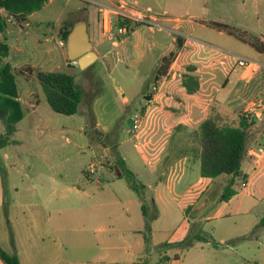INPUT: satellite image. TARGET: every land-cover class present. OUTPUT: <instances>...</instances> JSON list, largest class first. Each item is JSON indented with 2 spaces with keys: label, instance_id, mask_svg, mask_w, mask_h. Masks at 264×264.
Wrapping results in <instances>:
<instances>
[{
  "label": "rangeland",
  "instance_id": "1",
  "mask_svg": "<svg viewBox=\"0 0 264 264\" xmlns=\"http://www.w3.org/2000/svg\"><path fill=\"white\" fill-rule=\"evenodd\" d=\"M97 1L46 0L32 12V16L23 18L27 22L25 26L17 24L11 14L0 9V39L8 47L10 42L19 49L16 53L17 67L13 68L11 62L4 59L11 65L14 75L15 99L20 103L17 98L23 83L17 80L16 74L20 73L21 67L30 66L45 71L67 70L83 88L88 106L93 101L95 105L93 120H90L88 109H84L82 102L72 115L56 113L49 107L37 78H29V84L34 85V91L42 102L39 109L41 120L35 128V124L21 114L13 135L18 143L0 147V247L16 252L21 264H32V261L34 264L112 263L111 257L100 258L104 249L101 243L97 245L96 242L103 235L87 231L89 223L92 224L91 229L103 224L104 227L110 224L121 227L129 213L133 226L144 224L138 195L126 183L124 176H116L112 170L115 144L114 151L127 157L138 183L145 184L151 191L156 183H161L166 193L164 196H174L189 214L188 220L173 226L171 218L160 217L157 223L160 231L156 232L157 236L148 247L149 264H264V224L261 223L264 218V156L247 180L244 175L235 179V196L220 202L229 177L222 174L203 179L199 163L192 154H180V149L189 141L183 139L186 132H177L173 128L182 104L170 98L168 84L154 103L158 105L159 101L168 100L176 108L171 107L167 113L157 111L156 104L147 108L149 100L146 94L152 90L154 76V60L150 54L127 65L118 59L114 68L112 65L111 68L101 66L97 60L84 70L63 64L66 45L62 39L63 48L59 45L55 37L57 29L68 28L81 19L87 22L90 39L95 43L99 40L109 44L115 40L106 37L107 27L100 23L99 4L106 1ZM125 1L136 2L140 7L135 5L142 10L175 12L182 19L180 30L183 32L187 29L185 20H191L192 30L184 34L187 43L181 50L171 78H176L180 71L186 70V66H194L196 71L193 74L204 82V96L198 95L202 100L220 88L227 76L236 78L246 68L248 70L236 85V91L247 96L257 89L264 94V55L256 57L255 49L234 35L239 33L249 40L257 37L264 40V0ZM194 14L226 24L232 34L209 26L210 22L203 24V20H199L201 18H193ZM130 24L137 26L139 22ZM174 50L178 53L180 49L176 46ZM120 55L124 54L119 51L113 57L117 59ZM239 57L249 62L246 68L236 66ZM117 84L129 100L130 107L114 89L113 85ZM199 97L182 99L187 105V113L180 114L190 130L197 129L202 121L199 106H194L202 104ZM117 113V125L113 122L114 128L105 134L102 141H97L94 130L102 131L93 127L94 121L100 126L106 125ZM134 118L138 120L135 126ZM0 132H3L1 121ZM262 138L260 150L264 151V135ZM154 166L156 168L153 169ZM90 167L93 168L92 174L86 177L83 169L88 171ZM241 168L246 171V158ZM52 173L60 179L59 183L70 188L78 187L80 192L85 190L88 195L82 197L80 193H68L74 200L73 207L68 211L54 212L50 208L55 204H48L50 208L40 218L38 214L43 211L42 204L31 184L41 185L38 175H42L45 178L42 189L49 188ZM243 177L246 181L244 187L240 185ZM93 179H97L98 184ZM55 196H59V192ZM97 199L101 200L95 203ZM113 200L121 202L114 204L111 203ZM126 207H130L129 212ZM59 226L66 227V231L57 235L49 232V229ZM194 234H201L206 239L196 240L186 249L171 246L158 250L160 253L157 251L160 241L175 243ZM119 245L113 254L118 264H124L129 255L124 251V242ZM164 254L168 256L167 262L159 263ZM175 255L179 256L178 261L173 260ZM0 264L5 263L0 259Z\"/></svg>",
  "mask_w": 264,
  "mask_h": 264
},
{
  "label": "crops",
  "instance_id": "2",
  "mask_svg": "<svg viewBox=\"0 0 264 264\" xmlns=\"http://www.w3.org/2000/svg\"><path fill=\"white\" fill-rule=\"evenodd\" d=\"M105 1L106 2H102V3L106 4L110 2V0H105ZM132 3L138 5L134 1H132ZM84 7H86V4L84 5ZM145 10H148L151 13L158 16L159 23L161 24L162 28H148L146 26L139 25L137 28L131 31L128 35L121 37L119 40H114L110 42L109 44H107L106 42L103 43L104 41L102 42L99 40L95 43L93 40H91L93 44V48L98 54L97 62L101 64V66L111 68V65H112V68H114L117 65L118 59L122 62L124 61L125 65H127V63H130V62L141 61L144 57L150 54L152 60H154L153 61L154 62L153 63L154 65L153 75H154L155 70L160 64L162 57L168 54L170 51L174 50V48L176 47V41H177L176 36L178 35L181 36L184 39L182 48L178 51L177 56L175 60L173 61V63L171 64L166 76L162 77L161 80L159 81V86L151 95V98L148 101L149 104L147 108L150 106V104L152 105L156 104L154 102H157L159 100L162 89H164L165 86L168 84L170 86L168 95L173 101L177 100L180 104H182L180 108V113H182L183 115H186L187 105L185 101H182V99H192V97L194 98L199 97L198 95L204 96L203 94L204 82L202 81L201 77H197L199 81V88L196 92L189 94L186 92L185 88L183 87L181 83L182 74L188 71L186 70L180 71L178 76H176V78L174 79L171 78V74H172L173 69L176 66L177 60L181 54V50L184 48V46L187 43V39L184 37L185 36L184 34L192 30V27L189 25V22L191 20L189 18L185 20L187 24V29L183 32L180 30L182 26V19H180L179 17L180 15H177L175 12L167 11L166 9H163L162 11H157V12L149 10V8H145ZM185 12L187 13L188 9H186ZM32 15L33 13L27 15V17L32 16ZM193 16H194L193 18H201L200 15L194 14ZM199 20H203V24H206L204 22H210V23L216 22V20L209 19L207 17H203ZM15 22L19 24L20 26L27 25V22L24 21L23 19L17 20L15 18ZM22 22L24 24H21ZM210 23H209V26L213 27L212 24ZM57 33H58V29H57V32L55 33V37L57 38L59 45L63 48L62 41L61 39H59L60 37L59 35H57ZM8 43L10 46L9 54L5 58V60L10 61L12 64V67L15 68L18 66L17 61H16L17 59L16 53H18L19 49L16 48L13 44H10V42ZM215 47L218 48V46L216 45ZM119 51L123 53L124 55L123 56L120 55V57H118L117 59H114L113 56L115 54L118 55ZM63 54H64L63 64L69 67L71 65V62L67 59L66 50H63ZM262 55L264 54L256 51V54H255L256 57H260ZM77 69L79 68L77 67ZM247 70L248 68L241 71V73L236 78H232V77L229 78L230 75L227 76L226 81L222 83L221 87L218 89H215L211 93H208L206 95L207 98L202 100L199 97V102H201L202 104L200 103L194 104L195 107L199 106L201 110V113H202L201 120L202 121L210 114L212 109L215 110L216 113L222 114V115H229L233 113L234 111L243 112L247 117H249L252 120L250 131H249V138H248V153L246 155V171H242V168H241V175L246 176V180L247 178L251 176V173L254 171V168L257 165H259V163L261 162V159L264 156L263 155L264 151L260 150L261 142L263 139L262 137L264 135V94L262 93V91H258L257 89H254V91H252L247 96L246 94L244 95L240 93V91H236V85H238L240 80L245 76V73ZM195 71H196V68L190 73L193 74ZM233 71L236 72L234 68H233ZM110 74L112 75V72H110ZM16 77H17V80H20L21 82H23L19 90V97L17 98L21 103L22 117L25 119H30V122H33L36 128L39 126V120H41L39 109H40V106L42 105V102L40 100L39 95L36 93V91H34V85L29 84V82H31L29 80L30 77H26V75L22 74L21 72L19 74H16ZM113 87L118 94L122 95V100L124 104L130 107V102L127 99V97L123 96L122 89L120 88V86L117 84V86L113 85ZM84 97H85V93L83 91V97H82L81 102L84 105V109L87 110L89 106L87 104V100L84 99ZM81 102L79 103V105L81 104ZM93 102L90 104V107L92 109V113L94 114L93 110L95 108V105H93ZM159 102L160 103H158V105L156 104V108H155L159 112L167 113L171 109V107L176 108L175 107L176 105H173V103L169 102L168 100L159 101ZM229 111L231 113H228ZM175 112H179V111L175 110ZM145 113H146V110H145ZM180 113H179L180 116L177 118V121L174 122L173 128L177 132H186V135L183 137V139H186L187 141H189L186 143V146L183 149H180V154L182 153H186L188 155L192 154V156L196 159L195 161H198L199 163L198 153L200 150V145L195 135V131L198 128L190 130L188 127L187 121L183 119V116ZM164 117L166 118L167 116H164ZM118 118H119V113L114 115V117L110 120V122L103 126H100L98 122L94 121L93 127L94 128L98 127L104 133V136H105V134L109 133L114 128V123L115 121H117ZM94 119H95V116H94ZM3 130H4V125H3ZM12 140L14 141L13 144L18 143L13 139V136H12ZM121 157L127 164L126 166L135 174V172L128 165L127 157L124 155H122ZM85 168L83 169V172L86 177H89L90 176L89 174L90 173L92 174V172H90L89 170L88 171L85 170ZM154 168L156 167L154 166L153 169ZM85 171H87V174L85 173ZM38 177H39V181L43 184V182L45 181V178L42 177V175L40 176L38 175ZM202 178L204 179L207 177H202ZM50 181L52 182V185L46 189H42V184L41 185L39 183L31 184V187L35 188V193L39 194V199H40L39 203L42 204L41 207L43 211L39 212L38 214L40 218L46 212L47 208H50L48 204H52V203L55 204V207L50 208L54 212L68 211L71 207H73L74 200L70 198L68 193H74V194L80 193L82 197H84V194L88 195L87 191L85 190H82L80 192L78 187L74 188V186H71L72 188H70V186L67 184L59 183L60 179H56L55 173L51 174ZM93 181L94 183L98 184L97 179H93ZM152 190L153 191L149 189V192L152 194L154 202L158 208V216L156 219H154L151 222L150 241H153V239L157 236L156 232L160 231V228L157 226V223L161 216H164L166 218H171L170 224H172V226L174 224L179 225L182 221L188 220V216H189L187 209L184 208L181 205V203L174 198V196L171 197L169 194H167V197L164 196L166 195V193H164L161 183H156L153 186ZM236 191H237V188H236ZM56 192H59V196H55ZM234 196L235 195H233L229 200H231ZM100 200L101 199H97V201L96 202L94 201V202L98 203ZM120 202L121 201H118V200L111 201V203H114V204H120ZM126 210H128L127 212H129L130 207H126ZM127 214L128 215H127V219L125 220L126 222L124 226L116 227L110 224L107 227H104L105 225L103 224V225L95 226L93 229H91L92 224L89 223V225L86 227V230L98 232V233H101V235H103V237L102 238L99 237V241L96 242L97 245H100V243L103 245L102 248L104 249V252L103 254L100 255V258L102 260H105L111 257V262L114 264H118L117 259L114 257L113 253H115L114 250L120 247L119 245L120 242L123 241L124 251L127 252V254L129 255L128 260L124 262V264H142L143 262H146L147 264H149L148 258L150 257V252H148V250L146 251V245L144 242L143 234L141 232L144 224L142 225L135 224L133 226L132 219H131L132 217L129 215V213ZM49 218L50 217L48 216L47 220H49ZM48 224H51V223L48 222ZM66 229H67L66 227L52 228V229H49V232H51L54 235H57L59 232L66 231ZM163 229L165 230V227H163ZM113 236H116L117 238H114ZM162 242H165V240L160 241L159 243H162ZM159 243H157V245ZM56 244L60 245V243L58 242H56ZM158 252L160 253V251ZM18 258L21 264V258L19 257V255H18ZM167 260H165L164 262H167ZM173 260L178 261L179 256L177 259H173ZM112 263H109V264H112ZM159 263H162L161 260H159ZM32 264H34L33 261H32Z\"/></svg>",
  "mask_w": 264,
  "mask_h": 264
},
{
  "label": "trees",
  "instance_id": "3",
  "mask_svg": "<svg viewBox=\"0 0 264 264\" xmlns=\"http://www.w3.org/2000/svg\"><path fill=\"white\" fill-rule=\"evenodd\" d=\"M45 1L0 0V9L8 12L18 20V18L23 19L26 15L39 9ZM72 24L64 32L63 41H65V37ZM118 24L127 25L128 34L141 25L139 23L137 26H131L127 19L123 21L118 20ZM211 24L213 27L232 34V31L228 29L226 24L219 22H212ZM234 35L239 40L248 43L257 52L264 54V40L258 37L255 40H249L239 33ZM176 39V46L181 49L184 39L181 36H176ZM8 54L9 47L0 39V121L4 125L3 132H0V147L14 142L12 136L16 131L15 123L20 119L22 114L20 103L15 99V83L14 75L10 69L11 65L8 61L4 60ZM176 56L177 51L172 50L162 57L153 76V85L157 87L161 78L166 76ZM194 69L195 67L192 65L186 66V71L188 72L182 74L181 83L189 94L196 92L199 88L197 76L190 73ZM20 72L25 74L26 77L35 76L37 78L42 87L45 99L54 112L72 115L78 111L79 103L83 97V90L76 82L75 76L72 73H69L65 69L45 71L30 66L21 67ZM152 94V90L146 94L147 100H150ZM88 112L90 120H93V113L90 106ZM251 123L252 120L243 112L234 111L229 115H222L212 109L210 114L200 123L198 129L195 131L200 145L198 158L201 177L214 178L222 174L229 177L220 195V202L227 201L236 194L234 181L241 175V165L248 153V138ZM114 150L115 145L113 146L112 156L115 158L116 164L122 172L119 177L127 176L129 178L131 186L140 201L141 213L144 219V227L141 232L147 251L150 243L151 222L157 218L158 208L149 189L145 185L138 183L135 174L126 166L123 158ZM112 170L114 171L113 166ZM114 174L116 175L115 171ZM261 223L264 224V218L261 219ZM205 239L206 237L201 234H194L175 243L163 242L158 245V250H164L171 246H176L178 249H186L191 247L194 241ZM177 258L178 256L175 255L174 259ZM0 259L5 264H20L16 252L6 251L2 247H0ZM167 259L168 257L163 255L160 260L164 262ZM142 264L147 263L143 262Z\"/></svg>",
  "mask_w": 264,
  "mask_h": 264
},
{
  "label": "built area",
  "instance_id": "4",
  "mask_svg": "<svg viewBox=\"0 0 264 264\" xmlns=\"http://www.w3.org/2000/svg\"><path fill=\"white\" fill-rule=\"evenodd\" d=\"M101 12L100 23L102 27H107L106 37L108 39L119 40L128 34L127 25H119L118 20L123 21L124 19L129 20V22H139L141 25L148 28H162L159 23V18L155 14L147 10L139 9L134 3L125 0H110L109 3L99 4ZM131 20V21H130ZM21 24H24L23 22ZM104 29V28H103ZM70 61V60H69ZM74 65L75 61H70ZM249 62L243 58L239 57L236 66L246 68ZM157 89L155 85H152V91ZM133 117L134 114H133ZM134 126L137 124V118L133 119ZM89 171L92 172L93 168L90 167ZM246 184L245 179H241L240 185L244 187Z\"/></svg>",
  "mask_w": 264,
  "mask_h": 264
},
{
  "label": "water",
  "instance_id": "5",
  "mask_svg": "<svg viewBox=\"0 0 264 264\" xmlns=\"http://www.w3.org/2000/svg\"><path fill=\"white\" fill-rule=\"evenodd\" d=\"M66 30L67 28L65 27H63L61 30L58 29V32H60V39L64 37V32ZM65 45L67 59L70 61H75L74 65L81 70L86 69L88 66L93 64L98 58V54L93 49V44L88 32V25L85 20L80 19L72 24L65 37ZM94 133L97 141H102L104 133L98 131L97 129L94 130ZM112 162L116 176H121L122 172L116 164L114 157H112ZM124 179L126 183L133 189L129 178L127 176H124Z\"/></svg>",
  "mask_w": 264,
  "mask_h": 264
}]
</instances>
